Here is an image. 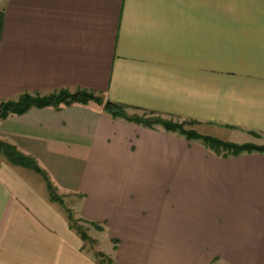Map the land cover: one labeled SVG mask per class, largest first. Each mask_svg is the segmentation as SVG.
I'll return each mask as SVG.
<instances>
[{
  "label": "crops",
  "instance_id": "1",
  "mask_svg": "<svg viewBox=\"0 0 264 264\" xmlns=\"http://www.w3.org/2000/svg\"><path fill=\"white\" fill-rule=\"evenodd\" d=\"M59 89L264 145V0H0V101ZM0 139L103 226L116 264H264V153L216 155L93 101L10 115ZM0 264H98L2 156Z\"/></svg>",
  "mask_w": 264,
  "mask_h": 264
},
{
  "label": "trees",
  "instance_id": "2",
  "mask_svg": "<svg viewBox=\"0 0 264 264\" xmlns=\"http://www.w3.org/2000/svg\"><path fill=\"white\" fill-rule=\"evenodd\" d=\"M90 101L102 105L104 112L113 119H122L149 128H153L155 125H160L165 131L177 133L187 140L199 141L205 148L215 152L216 155L227 157L251 152L264 153V145H257L254 143L237 144L228 142L210 135L201 134L192 128L185 127V125L194 124V121H174L149 113H143L142 116L132 114L130 113L131 111L127 110V106L110 100H103L101 96L85 89H77L73 92L66 89H59L44 95L25 92L20 94L16 99L2 100L0 101V120L5 119L10 115L23 114L30 108L53 107L58 109L61 106H70L73 104L85 105ZM0 156L13 166L28 168L37 173L45 184L49 199L61 207L67 219L69 228L73 229L81 238L83 242V249L90 252L98 264H116L112 258L103 251L95 248L92 249L97 241L90 236L89 230L93 228L97 231H102L103 226L82 217H75L72 209L65 204L62 196L57 193L56 187L52 183L46 171L38 165L37 161L33 157L22 153L16 148V146L1 139ZM81 222L87 224L88 226L83 227L80 224ZM85 244H88L89 248L85 246Z\"/></svg>",
  "mask_w": 264,
  "mask_h": 264
},
{
  "label": "rangeland",
  "instance_id": "3",
  "mask_svg": "<svg viewBox=\"0 0 264 264\" xmlns=\"http://www.w3.org/2000/svg\"><path fill=\"white\" fill-rule=\"evenodd\" d=\"M130 113L135 114V115H138V116H142L143 115V113H141L140 111L130 112ZM185 127L186 128H192V129H194L196 131L201 130V128L195 127L193 125H185ZM203 132H205V134H206V131H203ZM207 132H210V131H207ZM222 132H223V135H222L223 138H226L225 141L228 140V142H235L237 144H245V143H254L255 142L253 140V137L251 135H248V134L235 133V132L232 133V132H228V131H222ZM201 134H203V133H201ZM56 191H57V189H56ZM57 193L59 195H61L58 191H57ZM61 196H62V199L65 202V204L69 207L68 202L70 201V198L71 197L70 196H64V195H61ZM80 224L83 227L88 226L87 224H85L83 222H81ZM91 229L93 230V228H91ZM85 246H87L89 248L88 244H85ZM93 248L98 249V250H101V251H105V252H107V249H108L107 246L105 245L104 241L101 242V243H99L97 241L96 244H95V246L92 247V249Z\"/></svg>",
  "mask_w": 264,
  "mask_h": 264
}]
</instances>
